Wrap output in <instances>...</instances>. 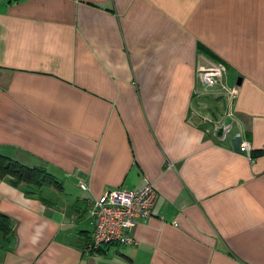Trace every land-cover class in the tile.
I'll list each match as a JSON object with an SVG mask.
<instances>
[{
	"label": "crops",
	"instance_id": "1",
	"mask_svg": "<svg viewBox=\"0 0 264 264\" xmlns=\"http://www.w3.org/2000/svg\"><path fill=\"white\" fill-rule=\"evenodd\" d=\"M0 155L61 184L0 180V264H264V0H0ZM146 183L136 244L84 251L88 201Z\"/></svg>",
	"mask_w": 264,
	"mask_h": 264
},
{
	"label": "built area",
	"instance_id": "2",
	"mask_svg": "<svg viewBox=\"0 0 264 264\" xmlns=\"http://www.w3.org/2000/svg\"><path fill=\"white\" fill-rule=\"evenodd\" d=\"M223 75L224 67L219 63H208L196 70L197 80L203 88L217 87L229 101L233 98L235 89L222 84ZM214 127L215 130H221L218 136L220 140H224L230 132L229 123L224 121L215 123ZM236 150L248 160L251 159V149L245 140L241 139L238 142ZM79 188L85 189L83 185H79ZM155 199L156 193L147 183L137 190L113 189L102 193L97 198H91L86 207L90 218L91 234L84 251L89 252L107 243L136 244L130 230L150 216Z\"/></svg>",
	"mask_w": 264,
	"mask_h": 264
},
{
	"label": "trees",
	"instance_id": "3",
	"mask_svg": "<svg viewBox=\"0 0 264 264\" xmlns=\"http://www.w3.org/2000/svg\"><path fill=\"white\" fill-rule=\"evenodd\" d=\"M0 180H6L12 187L18 186L28 193H33L41 187H50L55 190L61 189L60 182L45 169L27 167L2 155H0ZM10 226L9 219L0 213V231L3 237L10 232ZM91 251L93 250L89 252Z\"/></svg>",
	"mask_w": 264,
	"mask_h": 264
},
{
	"label": "water",
	"instance_id": "4",
	"mask_svg": "<svg viewBox=\"0 0 264 264\" xmlns=\"http://www.w3.org/2000/svg\"><path fill=\"white\" fill-rule=\"evenodd\" d=\"M236 84L238 85L239 83H236ZM224 123H228V119H225V120H224ZM220 133H221V130H220V129H217V131H216V135L219 136Z\"/></svg>",
	"mask_w": 264,
	"mask_h": 264
}]
</instances>
